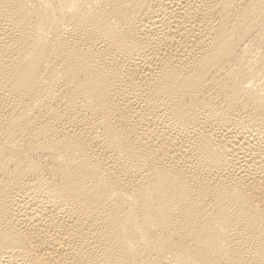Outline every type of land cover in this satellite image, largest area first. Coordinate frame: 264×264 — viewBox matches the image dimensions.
Segmentation results:
<instances>
[{
	"label": "bare ground",
	"instance_id": "1",
	"mask_svg": "<svg viewBox=\"0 0 264 264\" xmlns=\"http://www.w3.org/2000/svg\"><path fill=\"white\" fill-rule=\"evenodd\" d=\"M0 264H264V0H0Z\"/></svg>",
	"mask_w": 264,
	"mask_h": 264
}]
</instances>
